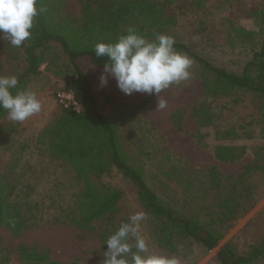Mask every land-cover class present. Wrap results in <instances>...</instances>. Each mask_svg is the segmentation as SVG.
<instances>
[{
  "label": "rangeland",
  "instance_id": "rangeland-1",
  "mask_svg": "<svg viewBox=\"0 0 264 264\" xmlns=\"http://www.w3.org/2000/svg\"><path fill=\"white\" fill-rule=\"evenodd\" d=\"M86 1L56 0V18L70 22L81 32ZM89 1L91 10L95 9L96 0ZM263 1L173 0L170 9L175 23L169 32L180 43L192 47L202 61L240 74L263 37L258 21L252 17L253 9ZM238 27L255 31L253 46L239 44L240 38L233 33ZM6 41L0 40L2 72L19 73L23 68L21 57L6 50ZM44 58L38 73L29 76L25 85L41 98L42 111L24 122L12 121L8 114L0 118V174L13 188L11 199L31 201L39 207L34 224L18 236L0 226V264H21L20 245L47 251L50 259L61 264H101L106 250L101 245V228H118L130 214L142 210L135 187L112 168L98 181L122 192L120 212L113 223L102 219L96 223V232L79 239L80 232L63 222L74 213L81 182L69 165L50 156L42 133L62 111L56 93L66 86L69 74L66 56L58 43L49 44ZM192 60L191 78L163 93L168 104L164 110L156 111V95H125L111 77L104 87L99 79L94 80L95 90L99 112L115 125L121 150L142 169L144 181L164 203L179 214L203 222L217 219L227 195L239 203L232 220L216 224L224 235L217 247L203 252L195 245L181 244L176 253L180 264H219L216 255L223 245L228 244L238 255H246L263 234L264 97L243 89H234L228 96H206L201 82L210 76L201 62ZM199 101L212 114L210 126L199 127L192 116V107ZM172 112H176L175 123L170 119ZM196 134L202 135L199 142ZM216 145L236 148L238 158L219 161L214 156ZM248 166H252L250 172L246 170ZM210 168L218 173L219 183L210 176ZM143 232L157 254L149 220Z\"/></svg>",
  "mask_w": 264,
  "mask_h": 264
},
{
  "label": "trees",
  "instance_id": "trees-1",
  "mask_svg": "<svg viewBox=\"0 0 264 264\" xmlns=\"http://www.w3.org/2000/svg\"><path fill=\"white\" fill-rule=\"evenodd\" d=\"M56 0H40L47 11L34 20L30 30L32 35L21 47L14 48L6 41V50L11 49L19 55L23 62L22 71L17 75L19 83L12 92L25 89L26 79L38 73L45 63L44 51L52 42L58 43L66 56L68 81L61 90L71 92L78 101L81 111L61 108V113L42 133L46 138L47 149L53 159L69 165L75 178L81 182L77 194L73 215L65 217L63 222L72 225L80 233L79 239L88 233L97 231L96 223L105 219L113 223L120 212L118 205L122 192L98 181V178L116 169L136 189L139 207L149 216L153 241L158 255H175L181 244L195 245L203 252L213 250L221 239L223 232L216 224L232 220L239 203H234L233 196L227 195L221 204L217 219L203 222L179 214L175 209L164 203L144 181L142 169L137 167L120 148L116 127L109 123L99 112L96 97V85L92 80L93 69H103L105 58H97L94 46L99 42H115L126 34L129 26L147 39L152 40L158 34L174 37V47L187 53L201 62L208 72V81H202L203 94L228 96L234 89H243L264 97V1L252 11L263 37L259 48L254 50L240 74L211 66L202 61L192 47L180 43L169 32L175 23V16L170 9L173 0H96L97 7L90 8V1L83 4L82 31L78 32L70 22L60 21L55 16ZM240 38L242 46H253L255 31L238 27L233 31ZM17 53V54H16ZM3 55H0V75L3 74ZM2 60V61H1ZM6 110L0 108V118L6 116ZM192 116L199 127L210 126L212 114L208 112L203 101L192 107ZM176 112L170 115L175 123ZM199 142L201 134L194 135ZM214 156L219 161H234L239 154L232 146L216 145ZM256 163H254L255 166ZM252 166L246 167L251 171ZM212 179L219 183L218 173L209 169ZM13 188L7 177L0 174V226L6 228L12 236H18L23 230L34 224L39 215L37 203L11 199ZM238 205V206H237ZM114 229L101 228L100 240L103 242ZM107 247L106 245H103ZM21 264H61L49 258L47 251H39L24 245L19 246ZM219 264H264V229L260 241L246 255H238L228 244L217 252Z\"/></svg>",
  "mask_w": 264,
  "mask_h": 264
},
{
  "label": "clouds",
  "instance_id": "clouds-1",
  "mask_svg": "<svg viewBox=\"0 0 264 264\" xmlns=\"http://www.w3.org/2000/svg\"><path fill=\"white\" fill-rule=\"evenodd\" d=\"M40 0H0V40L21 47L31 38V29L37 16L47 11ZM174 37L158 34L149 40L129 26L126 34L115 42H99L94 46L97 58H105L100 86L114 78L125 95L134 92L156 95L157 110L167 108L165 90L191 78L194 61L187 53L176 50ZM17 75H0V108L15 122H24L42 111L43 102L38 94L25 88L16 91ZM149 216L136 211L122 221L101 245H106L101 264H180L175 256L158 255L153 242L144 234L143 225Z\"/></svg>",
  "mask_w": 264,
  "mask_h": 264
},
{
  "label": "built area",
  "instance_id": "built-area-1",
  "mask_svg": "<svg viewBox=\"0 0 264 264\" xmlns=\"http://www.w3.org/2000/svg\"><path fill=\"white\" fill-rule=\"evenodd\" d=\"M56 101L58 105L63 109H71L76 112L81 111V107L78 101L75 99L74 95L65 90H60L56 93Z\"/></svg>",
  "mask_w": 264,
  "mask_h": 264
},
{
  "label": "crops",
  "instance_id": "crops-1",
  "mask_svg": "<svg viewBox=\"0 0 264 264\" xmlns=\"http://www.w3.org/2000/svg\"><path fill=\"white\" fill-rule=\"evenodd\" d=\"M100 72L102 73L103 72V69H93L92 70V80L94 81H96L97 82V79H99V77H100ZM93 73H94V75H93ZM94 84L96 85V83L94 82ZM97 97V96H96ZM116 98H118V95H117V97Z\"/></svg>",
  "mask_w": 264,
  "mask_h": 264
}]
</instances>
